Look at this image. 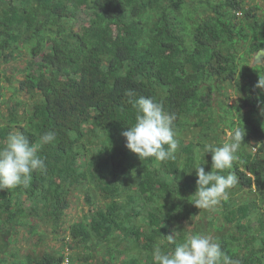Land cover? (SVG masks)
<instances>
[{
  "label": "trees",
  "instance_id": "1",
  "mask_svg": "<svg viewBox=\"0 0 264 264\" xmlns=\"http://www.w3.org/2000/svg\"><path fill=\"white\" fill-rule=\"evenodd\" d=\"M262 50L264 8L251 0H0V106L8 107L0 147L14 130L33 144L49 131L56 137L38 152L45 171H34L28 187L0 190V253L11 256L0 255V264H63L65 249L26 259L8 251L20 227L46 236L40 224L73 251L71 264L98 256L103 264H154V245L170 252L212 229L227 255L264 264V89L256 87L264 57L251 61ZM25 55L14 79L3 65ZM234 92L235 106L224 100ZM141 96L175 113L174 159L141 160L126 147L121 133L135 123ZM197 127V140L187 142ZM234 128L243 143L220 174L234 172L239 182L219 205L199 209L195 168L217 171L204 145H222ZM81 189L92 209L60 235Z\"/></svg>",
  "mask_w": 264,
  "mask_h": 264
},
{
  "label": "clouds",
  "instance_id": "2",
  "mask_svg": "<svg viewBox=\"0 0 264 264\" xmlns=\"http://www.w3.org/2000/svg\"><path fill=\"white\" fill-rule=\"evenodd\" d=\"M256 87L264 89V79L259 78ZM126 95L132 97L135 94L129 90ZM133 107L136 110L135 123L121 133L126 138V147L138 154L141 160L149 157H155L158 161L174 159L179 147L175 113L166 112L153 97L141 96L134 101ZM244 135L240 128H234L227 131V139L222 145H204L206 152L212 154V169L217 171L206 173L201 166L195 168L197 190L193 195V204L197 208L213 209L222 199H227L228 190L238 184L234 172L227 175L220 172L232 168ZM55 139L52 131L40 137L41 144L51 143ZM41 144L31 143L20 131L8 133L0 147V190L21 185L28 187L34 171L46 170L44 159L38 155ZM168 237L171 239L172 235ZM152 260L154 264H242L222 251L217 239L206 234H189L170 252L162 251L160 244L154 245ZM65 264H68L67 259Z\"/></svg>",
  "mask_w": 264,
  "mask_h": 264
},
{
  "label": "rangeland",
  "instance_id": "3",
  "mask_svg": "<svg viewBox=\"0 0 264 264\" xmlns=\"http://www.w3.org/2000/svg\"><path fill=\"white\" fill-rule=\"evenodd\" d=\"M255 2V3H259L263 8H264V0H251V2ZM26 58L27 55H25L23 58H18L17 60L12 61L9 64L3 65V67L7 68V73L9 76L13 77L15 79V77H21L20 73L18 72V68H23L26 65ZM261 58H257L255 56H253V58L251 59L252 64L257 63ZM5 83V82H4ZM8 84V83H6ZM15 84L18 85V82H15ZM229 92H231V90H228ZM11 95V92H9L8 97ZM241 97V95L237 92L231 93L230 94V99H225L224 100L226 102H228L230 105H236L237 103H239V98ZM221 98V97H220ZM219 94L218 91H214L213 92V97H212V101L213 104L215 105V111L218 114H221V110L219 107ZM222 99V98H221ZM13 103H9V105H11ZM8 107L5 105L0 106V111L7 113ZM247 113V110L244 109L242 112V116H245V114ZM202 127H197L196 130L194 131V133H191L190 137L187 138V142L188 139L195 137L197 140V136L198 134L201 132ZM222 139H224V141H226L227 139V134L224 136L223 134L221 135ZM208 143H211L210 141H208ZM253 151L256 152L258 151L257 146L253 147ZM89 187H93L91 183H86ZM83 190L86 189H81L78 190L76 192H73L72 197H71V205L69 207V209L66 212L65 215V219H64V223L62 225V228L60 230V235L67 233L69 236V228L70 226L75 223V222H79L82 220V218L84 217L85 213H89L92 209V205H90L86 200H85V194L83 192ZM247 191L243 192V195L245 196H251L252 198H256L258 200V196L256 194H249L247 195ZM102 198V196H98V199ZM103 203V202H102ZM259 204H262V200H259ZM195 221V220H194ZM193 221V223L189 224L187 223V228L192 232L194 229L197 228V225L194 224L195 222ZM39 229L41 231H43L45 233L46 236H34L31 237L26 229V227H20L18 229L17 232H15L14 234V238L16 239L15 242H13V244L9 247L8 251L9 252H16L19 251L20 254V258L21 259H26L24 258L26 255L28 254H34V255H43L47 250L50 251L51 253H62L64 252V249L66 251V257H73V251L71 249H69V246H66L67 244H63V242H61V236L60 237H56L54 233L51 232V230L49 228H47L44 224H40ZM213 229L211 230L210 233H208L207 235H211L213 237V234H217V231ZM213 233V234H211ZM69 243H71V239L68 237V239L66 240ZM66 243V242H65ZM81 248V247H79ZM89 254V252H80L79 251V255L83 256V257H87ZM2 258H7L10 259L11 256L10 254H3L0 253ZM77 262V261H76ZM2 264H7V263H3ZM9 264V263H8ZM79 264H103L102 263V257L98 256L97 258H92L89 261H87V263H84L83 261H81V263Z\"/></svg>",
  "mask_w": 264,
  "mask_h": 264
},
{
  "label": "water",
  "instance_id": "4",
  "mask_svg": "<svg viewBox=\"0 0 264 264\" xmlns=\"http://www.w3.org/2000/svg\"><path fill=\"white\" fill-rule=\"evenodd\" d=\"M255 57H257V58L264 57V51L263 50L262 51H259V53Z\"/></svg>",
  "mask_w": 264,
  "mask_h": 264
},
{
  "label": "built area",
  "instance_id": "5",
  "mask_svg": "<svg viewBox=\"0 0 264 264\" xmlns=\"http://www.w3.org/2000/svg\"><path fill=\"white\" fill-rule=\"evenodd\" d=\"M66 259H67L68 264H71V258H70V257H66ZM66 259H65V260H66ZM63 264H65V261H64Z\"/></svg>",
  "mask_w": 264,
  "mask_h": 264
}]
</instances>
